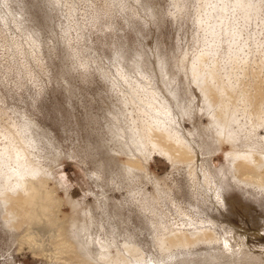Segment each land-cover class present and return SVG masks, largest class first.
Here are the masks:
<instances>
[{"label":"rangeland","instance_id":"rangeland-1","mask_svg":"<svg viewBox=\"0 0 264 264\" xmlns=\"http://www.w3.org/2000/svg\"><path fill=\"white\" fill-rule=\"evenodd\" d=\"M263 122L264 0H0V264H264V190L228 156L264 154ZM26 180L50 206L14 226Z\"/></svg>","mask_w":264,"mask_h":264},{"label":"bare ground","instance_id":"bare-ground-1","mask_svg":"<svg viewBox=\"0 0 264 264\" xmlns=\"http://www.w3.org/2000/svg\"><path fill=\"white\" fill-rule=\"evenodd\" d=\"M200 59H203V58H200ZM255 89H256L255 90V96H256L258 94V90L256 87H255ZM204 94H205L204 95L205 96V102L210 107H213L214 105L218 106V108H216V110H215V115H214V119L217 123L225 124V123H229V122H235L238 120L236 117V112H235V110L237 111V109H236L237 108V105H236L237 97L233 96V90L231 91L229 89V87L222 85V87H220L219 89L209 87V90L206 91V93L204 92ZM252 97L251 96L248 98H247V96L244 97V100H243L244 102L242 101V103L244 105L248 104L252 108L254 105L257 104V102L255 104V100L252 99ZM218 98L221 101L220 105L217 104ZM229 104H232L234 106L231 110H229V107H228ZM251 104H253V106ZM257 106H260V105H257ZM245 109H243V110L246 111ZM254 109H256L255 106H254ZM259 109H260V107H258V110ZM257 111L255 110L254 112H251V111L250 112L248 111L249 113L247 112L250 115L252 121L257 117H258V120H257L258 122L261 119L259 117L260 115H257L258 114ZM255 113H256V115H255ZM259 113H260V111H259ZM247 122H248V120H247ZM247 122H246V124H247ZM256 124L258 125V123H256ZM236 126H237V124H236ZM148 137L153 142V144L156 146V149L159 150V152H161L162 154H164L171 162L188 163L193 157L192 153L189 150H187L186 148L179 146L175 143H172L170 141V137L166 133H163V132L156 133L155 131L149 130ZM225 141H227V139L225 137H219L218 138L219 146H221V145L224 146L226 144ZM229 148L232 151L233 147L229 146ZM258 151L251 149L244 154H238V153H236L237 152L236 151V152H230L228 154V156L231 158V163L233 166L232 172H233L234 178L236 180H238L239 182H241L247 186H252L254 188L264 190V154L260 153V151L259 152ZM127 162L129 165H132V166L138 165L136 160L132 161L131 159H129ZM26 183H27V186H26V190H25L23 196L20 199L16 198L15 200H11L8 203L9 207L17 206V208L20 209V211H19L20 213L14 215V217H12V223L14 224V226L18 225L21 221H26V220L28 223L33 221V223L38 225L40 222V219H39L40 216L45 215L46 211L48 210V208L50 206L49 204L51 202V199H50L49 194H47L46 192H44V194L40 193V186H41L40 184L43 183L42 181H36V180L35 181H31V180L28 181V180H26ZM36 207H37V209H36ZM50 226L51 225L48 222L43 228L49 229ZM201 233H200V235H201ZM201 236L203 237V235H201ZM204 236H205V238L206 237L208 238V234H204ZM200 239H202V238H200ZM189 241H190V239L186 238L185 242H189ZM167 242L168 243L175 242L174 236H172V238H169L167 240ZM65 245L67 248L70 247L69 242H67ZM184 247H186V246H184Z\"/></svg>","mask_w":264,"mask_h":264}]
</instances>
